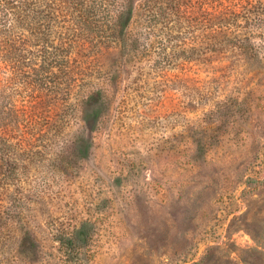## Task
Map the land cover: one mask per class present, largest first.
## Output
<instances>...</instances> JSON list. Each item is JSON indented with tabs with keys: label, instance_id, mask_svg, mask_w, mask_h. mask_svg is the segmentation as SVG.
<instances>
[{
	"label": "rangeland",
	"instance_id": "rangeland-1",
	"mask_svg": "<svg viewBox=\"0 0 264 264\" xmlns=\"http://www.w3.org/2000/svg\"><path fill=\"white\" fill-rule=\"evenodd\" d=\"M86 3L5 26L0 264H264L262 9ZM38 28L61 48L40 71Z\"/></svg>",
	"mask_w": 264,
	"mask_h": 264
},
{
	"label": "trees",
	"instance_id": "trees-1",
	"mask_svg": "<svg viewBox=\"0 0 264 264\" xmlns=\"http://www.w3.org/2000/svg\"><path fill=\"white\" fill-rule=\"evenodd\" d=\"M86 1L87 0H0V51L2 48L6 49L5 61L3 62H8L14 56H17L21 58L22 65H25V61H23L24 46L21 41L19 42L16 39L13 41L11 34L13 26H21L24 28L26 24L31 22L52 21L55 17L58 2H66L72 6L79 7L80 13L77 15L79 17H77L76 20L81 23L80 26H83L91 19V10L86 7ZM240 2L242 4L247 3L248 6L255 9H262V13L264 14V0H240ZM131 14V11H129L124 15V19L121 20V23L124 26L128 24ZM229 16L230 19L234 21L240 19L245 22H250L249 20H246V15L241 11L235 10L234 12H231ZM7 23H11L12 27L6 28L5 26ZM23 31H25V28ZM34 33L41 34L43 49H46L42 54L43 59L40 68L36 69L37 71H40L45 65L51 63L49 61L50 56H60L61 48L51 44L49 36L42 31V29L38 28ZM56 59H52V62ZM59 66H64L62 61L59 63ZM4 112L5 114L8 113L6 110ZM0 146H3L5 149L11 147V143L5 135L0 136ZM74 233L75 235H72V237L69 238L71 244L75 241H79L81 238V230H76Z\"/></svg>",
	"mask_w": 264,
	"mask_h": 264
}]
</instances>
